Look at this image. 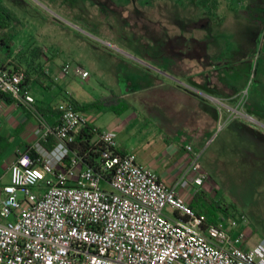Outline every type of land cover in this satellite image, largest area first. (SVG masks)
<instances>
[{"label":"rangeland","instance_id":"rangeland-1","mask_svg":"<svg viewBox=\"0 0 264 264\" xmlns=\"http://www.w3.org/2000/svg\"><path fill=\"white\" fill-rule=\"evenodd\" d=\"M0 3L15 18L8 29L10 48L0 49V60L18 64L31 77L50 65L57 70L65 62L83 66L90 76L83 80L73 75L66 83L71 98L81 104L136 90L128 95L132 103L156 98L161 95L159 81H179L213 102L215 113L204 115L202 125L195 119L204 134L195 150L207 179L195 187L194 209L209 221L235 218L252 245L264 241V0ZM177 35L205 41L208 60L201 64L189 57L195 46L185 53L188 57L174 54L181 63L172 60L168 43ZM255 52L259 60L251 62ZM227 92L236 95L226 100L221 94ZM87 113L102 130L118 119L104 108L92 107Z\"/></svg>","mask_w":264,"mask_h":264},{"label":"built area","instance_id":"built-area-1","mask_svg":"<svg viewBox=\"0 0 264 264\" xmlns=\"http://www.w3.org/2000/svg\"><path fill=\"white\" fill-rule=\"evenodd\" d=\"M60 74L90 76L70 62ZM25 77L23 68L0 64V90L34 110ZM6 104L0 99V110ZM56 110L57 122L40 119V141L19 153L0 186V264H264V241L252 245L237 219L211 222L180 195H194L207 179L192 144L171 185L123 152L116 131L94 126L72 98ZM88 127L95 133L89 144L101 148L91 163L77 143Z\"/></svg>","mask_w":264,"mask_h":264},{"label":"crops","instance_id":"crops-1","mask_svg":"<svg viewBox=\"0 0 264 264\" xmlns=\"http://www.w3.org/2000/svg\"><path fill=\"white\" fill-rule=\"evenodd\" d=\"M177 36L194 39L197 42L202 41L195 37ZM194 46L195 55L189 57L201 64L208 60L207 47L203 56V51L195 42L193 46H183L179 51L175 49V52H183L184 56L188 57L185 53L191 51ZM169 54L172 60L178 61L174 52L169 51ZM3 63L7 62L0 60V64ZM171 69L176 70L175 67ZM60 72L61 68L57 70L54 65H50L41 68L39 74L31 77L30 90L35 98L34 110L26 105L13 103H7L0 110V186L10 181L9 168L19 153L34 147L40 141L37 134L40 119L51 124L56 123L59 117L56 105L65 98H71V93L66 90V83L72 79L73 74L61 77ZM157 73L164 75V71ZM195 83L202 84L203 81H195ZM158 86L161 87L160 96L142 101L136 100L134 103L129 101L128 95L136 93L137 90L126 94L113 93L122 98L123 102L120 105H127L128 108L120 113L115 112L118 119L110 129L116 131L117 144L123 152L136 154L140 163L151 167L162 181L172 185L182 177L189 163V154L185 146L194 144V148H197L196 145L204 138L202 128L195 119L199 117L198 122L202 125L201 118L208 112L215 113V106L213 102L200 96V92L182 87L179 81L177 84L159 81ZM226 94H221L226 100L236 95L235 92ZM54 97L56 100L53 99ZM209 98L214 101L218 97L209 96ZM73 100L80 105L90 104H81L75 98ZM139 102L140 106L136 107ZM179 193L190 204L193 203L194 195H190L189 190L179 189Z\"/></svg>","mask_w":264,"mask_h":264},{"label":"trees","instance_id":"trees-1","mask_svg":"<svg viewBox=\"0 0 264 264\" xmlns=\"http://www.w3.org/2000/svg\"><path fill=\"white\" fill-rule=\"evenodd\" d=\"M14 13L8 9L5 5L0 3V49H3L4 47L10 48V42H12V36L8 33V29L11 26V21H13ZM197 43V45L201 48V51L205 52L206 49V42L205 41H195L194 39H185L182 36H176L175 38H172L169 40V50L174 53L175 47H191L193 46V43ZM257 52V51H256ZM253 53L251 56V62H254L256 59L259 60L258 53ZM9 65L12 67V69H22L18 64L9 63ZM25 80L23 82L24 88L30 89L31 84V76L28 71L25 70ZM40 77H42V74H40ZM0 99H3L7 103H11L13 100L7 93H3L0 90ZM123 102L122 98H120L117 95H109V96H102L97 98L94 102L88 104V105H80L78 106L84 110L90 109L92 107H98V108H104L111 111H114L116 113H120L125 111L128 106L127 105H120ZM254 105L256 107H260L259 102H255ZM95 133L92 132L91 127L86 128L78 137H77V143L80 145V155H84L85 161L87 163H91L94 158H97L100 154V147L91 146L89 144L90 140L94 137ZM98 149L97 151H95ZM199 192L196 193L193 203H191V206L194 208V202ZM215 222V221H211Z\"/></svg>","mask_w":264,"mask_h":264}]
</instances>
